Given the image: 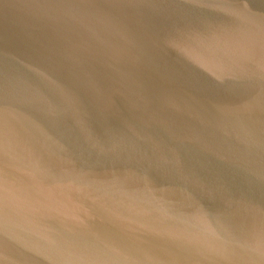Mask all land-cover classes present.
<instances>
[{
    "label": "water",
    "instance_id": "obj_1",
    "mask_svg": "<svg viewBox=\"0 0 264 264\" xmlns=\"http://www.w3.org/2000/svg\"><path fill=\"white\" fill-rule=\"evenodd\" d=\"M0 264H264V0H0Z\"/></svg>",
    "mask_w": 264,
    "mask_h": 264
}]
</instances>
